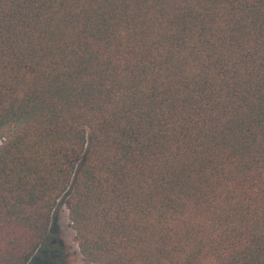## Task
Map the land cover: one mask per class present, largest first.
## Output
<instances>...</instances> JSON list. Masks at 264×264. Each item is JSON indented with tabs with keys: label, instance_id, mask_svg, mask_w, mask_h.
Returning <instances> with one entry per match:
<instances>
[{
	"label": "trees",
	"instance_id": "obj_1",
	"mask_svg": "<svg viewBox=\"0 0 264 264\" xmlns=\"http://www.w3.org/2000/svg\"><path fill=\"white\" fill-rule=\"evenodd\" d=\"M62 200L82 264H264V0H0V264Z\"/></svg>",
	"mask_w": 264,
	"mask_h": 264
},
{
	"label": "rangeland",
	"instance_id": "obj_2",
	"mask_svg": "<svg viewBox=\"0 0 264 264\" xmlns=\"http://www.w3.org/2000/svg\"><path fill=\"white\" fill-rule=\"evenodd\" d=\"M50 227L49 240L44 246L55 251L52 264H82L77 244L74 241L73 230L69 226L68 211L63 204V200L58 203L52 214ZM36 254L38 257L41 255L39 252Z\"/></svg>",
	"mask_w": 264,
	"mask_h": 264
}]
</instances>
